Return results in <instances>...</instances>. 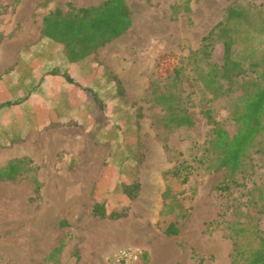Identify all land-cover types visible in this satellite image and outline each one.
Listing matches in <instances>:
<instances>
[{
  "label": "rangeland",
  "instance_id": "374dc122",
  "mask_svg": "<svg viewBox=\"0 0 264 264\" xmlns=\"http://www.w3.org/2000/svg\"><path fill=\"white\" fill-rule=\"evenodd\" d=\"M101 1L0 0V37L31 38L47 8L65 11L66 3L85 7ZM173 1L126 0L131 27L82 62L78 73L84 105L76 115L68 116V123H52L28 133L14 144L13 136L6 134L0 166L13 157H30L41 188L35 197L30 175L20 181H0L1 249L8 242L22 247L26 238L42 237L35 264L60 244L57 264H117L115 256L124 249L137 253L136 264H198L199 260L231 264V241L220 229L210 231L206 225L219 211L210 190L221 173L196 169L186 183L163 174L182 160L192 162L191 147L203 145L210 129L203 115L206 108L233 129L228 100L239 91L226 99H212L191 69L201 62L192 63L188 56L211 28L225 21L226 8L234 4L243 17L241 23L230 25L236 40L232 48L236 59L250 53L244 63L248 67L262 55L264 0H188V12L180 9L171 14ZM170 56L179 80L166 77ZM222 56V43L217 42L211 61L220 66ZM255 76L256 72L247 73ZM151 84L158 91L178 93L193 125L173 131L164 128L165 110L153 103ZM38 87L36 83L33 88ZM135 184L138 188L128 197L126 187ZM167 186L185 208V215L175 218L179 232L172 236L165 235L159 223ZM96 203L104 205L107 215L92 212ZM113 211L125 216L111 219L108 214ZM260 227L264 231V215ZM4 251L1 261L9 256Z\"/></svg>",
  "mask_w": 264,
  "mask_h": 264
},
{
  "label": "trees",
  "instance_id": "16d2710c",
  "mask_svg": "<svg viewBox=\"0 0 264 264\" xmlns=\"http://www.w3.org/2000/svg\"><path fill=\"white\" fill-rule=\"evenodd\" d=\"M66 7L65 11L55 8L42 17L41 36L61 45L69 63L95 54L99 48L126 33L132 25L126 0H103L85 7L66 3ZM169 9L171 14H177L180 9L190 10L188 0L173 1ZM242 17L243 12L238 6L229 5L225 21L211 28L202 37L199 48L188 56L192 63L201 62L191 69L212 99H226L239 91L228 100L233 129L216 120L211 110L206 108L203 115L210 129L203 145L191 147L192 162L182 160L163 175L170 173L181 178V183H186L196 169L220 172V181L210 190L219 211L214 219L206 223L207 229H220L223 236L231 241V264H264V231L260 227L264 215V172H260L264 170V39L262 55L250 62L248 67L244 63L250 53L245 54L243 59H236L232 48L236 40L230 25L241 23ZM3 38L0 37V43ZM217 42L223 46V63L220 66L211 61ZM173 60L171 56L167 58L165 68L170 73L166 77L178 79L180 72ZM249 71L256 72L257 76L247 77ZM65 75L67 81L74 83L68 74ZM151 92L153 103L165 110L164 128L173 131L193 125L184 100L178 93L158 91L154 84H151ZM164 147L167 149L166 145ZM35 173L36 167L30 157H13L0 166V181L15 182L30 175L35 197H39L41 184ZM137 188L138 184L126 187L125 194L132 197L131 190ZM162 198L159 223L163 225V233L177 235L179 228L175 218L185 215L183 202L168 186ZM92 212L99 216L107 215L101 203L94 204ZM123 216L125 212L108 214L111 219ZM62 247L63 244H60L53 248L38 264H57L54 260ZM198 264H202V260Z\"/></svg>",
  "mask_w": 264,
  "mask_h": 264
},
{
  "label": "crops",
  "instance_id": "0c3cea01",
  "mask_svg": "<svg viewBox=\"0 0 264 264\" xmlns=\"http://www.w3.org/2000/svg\"><path fill=\"white\" fill-rule=\"evenodd\" d=\"M54 9L47 8V14ZM41 26L42 20L31 38H3L0 43V148L5 147L6 134L13 136V144L20 142L52 123H68L65 119L84 105L78 73L84 60L69 63L61 45L41 36ZM36 83L38 89L33 88ZM42 241L26 238L22 247L6 243L0 248V264H35ZM2 251L9 254L4 261Z\"/></svg>",
  "mask_w": 264,
  "mask_h": 264
},
{
  "label": "built area",
  "instance_id": "2783aa9c",
  "mask_svg": "<svg viewBox=\"0 0 264 264\" xmlns=\"http://www.w3.org/2000/svg\"><path fill=\"white\" fill-rule=\"evenodd\" d=\"M114 261L117 264H136L138 255L134 250L124 249L115 256Z\"/></svg>",
  "mask_w": 264,
  "mask_h": 264
},
{
  "label": "bare ground",
  "instance_id": "6f19581e",
  "mask_svg": "<svg viewBox=\"0 0 264 264\" xmlns=\"http://www.w3.org/2000/svg\"><path fill=\"white\" fill-rule=\"evenodd\" d=\"M152 187V189H154L155 188V186L154 185H152L151 186ZM149 206V204L147 205V207ZM42 237H40V238H36V239H41Z\"/></svg>",
  "mask_w": 264,
  "mask_h": 264
}]
</instances>
